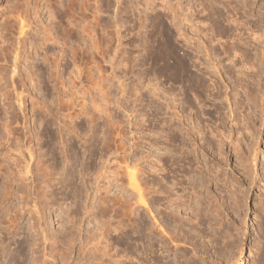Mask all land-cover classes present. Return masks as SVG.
<instances>
[{"label": "rangeland", "instance_id": "1", "mask_svg": "<svg viewBox=\"0 0 264 264\" xmlns=\"http://www.w3.org/2000/svg\"><path fill=\"white\" fill-rule=\"evenodd\" d=\"M24 1L0 0V264H264V0H127L109 36L121 4L103 0L97 51L45 45L63 82L42 64L59 9L28 0L14 83L2 36Z\"/></svg>", "mask_w": 264, "mask_h": 264}, {"label": "bare ground", "instance_id": "2", "mask_svg": "<svg viewBox=\"0 0 264 264\" xmlns=\"http://www.w3.org/2000/svg\"><path fill=\"white\" fill-rule=\"evenodd\" d=\"M46 3H47V8L46 9H48V7H50V4H52V2H54V4L58 7V9H59V13L58 14H55V18H57L58 19V21H56L55 23H54V26H51V27H48V26H42V28H43V41H42V45L44 46V49L45 50H43V51H45V56L43 57V59H42V61H43V63L42 64H45V66H46V64L50 67L51 65H52V68L54 67L55 68V71H56V73H54V71L52 70V72L51 73H48L49 74V78H51L52 77V80L54 81V82H63L64 81V79H63V81H61V80H59V79H62V78H60L61 76L58 74V69H59V67H60V57H52V59L50 58V56H49V47L47 46H45V45H47V43L49 42L50 43V41H52V43L54 42V43H58L59 42V44H62V45H64L67 41V39L69 38H73V37H76V36H78L79 37V39H80V37L82 36V34H85V36H86V38H84V35H83V37L82 38H84L86 41H85V43H84V46H86V48L87 49H89V51H90V53H93V52H95V51H97V50H95L96 48H97V43L96 42H98V37H97V35H99V30H100V28H97V26L98 25H100V24H98L97 25V23H98V20L99 19H101L100 18V7H101V3H102V1L103 0H44ZM139 2L140 1H142V0H138ZM148 0H143V2H147ZM116 2H118L119 3V5L121 4V7H120V9L118 10V12L116 13V15H115V20L113 19V21H115V23L113 22V21H110V22H113L114 23V25H113V29L112 30H110L109 28H111V26L108 24V26H110L109 28L108 27H106V28H104V29H102V32L104 33V34H106L107 36H109V34H111V33H113V32H115V33H117V35L118 34H121L122 32H121V30L123 31V29H126V27H128L127 26V23H128V14H127V12H128V10H127V8H128V6H127V0H117ZM110 5V4H109ZM122 5H123V7H122ZM103 6V5H102ZM38 7H39V2H36L35 3V5H34V8H32L31 6H30V2L28 1V0H25L22 4H21V6L19 7H16L12 12H13V15H12V17H13V20L10 22V25H9V27L7 28L8 29V31L7 32H9V36H7V33H6V35H4L3 34V36H2V42L5 44L6 42H7V47L6 48H4V51H3V55H2V59L4 60V61H6V62H8L9 60H10V58L12 57V59H13V68H10L11 70H10V73H11V78L10 79H12V82H16L15 81V79H14V77H16V76H14L15 75V73H16V70H17V66H18V62H19V60H20V56L22 55L21 53H22V51H23V43H24V41H25V39H26V34H27V29H29L32 25H33V21L31 20V18H30V12H32L31 10H33L34 11V14L35 15H39L40 14V10L38 9ZM106 7V6H105ZM102 8V7H101ZM109 8V7H108ZM104 11V10H103ZM102 11V12H103ZM107 11V10H106ZM100 12V13H99ZM67 18V19H66ZM68 20V24H67V26H65V27H63V24H64V22L65 21H67ZM108 23V22H107ZM104 25H107V24H104ZM103 26V25H102ZM101 26V27H102ZM19 28V35L17 36V37H14V35H13V33H14V31H17V29L15 30L14 28ZM62 30V32H65V35L63 34H60L59 33V30ZM99 29V30H98ZM128 29V28H127ZM126 29V30H127ZM42 31V30H41ZM101 31V30H100ZM18 32V31H17ZM124 32H125V30H124ZM22 35L24 36V37H22ZM61 35V36H60ZM79 35H81V36H79ZM124 35H126V34H124ZM101 37L103 36V37H105L103 34L102 35H100ZM106 36V37H107ZM59 37L61 38V39H59ZM65 37H67L66 39H65ZM96 37H97V39H96ZM14 38V42H13V40L11 41V39H13ZM75 39V38H74ZM62 40L63 42H60V41ZM78 40V39H77ZM79 41H81V40H79ZM84 41V40H83ZM23 42V43H22ZM79 43H81V42H79ZM83 43V42H82ZM24 45H25V43H24ZM40 45V44H39ZM54 45V44H53ZM107 45H109V44H107ZM100 46V45H99ZM233 46V45H232ZM235 47V46H234ZM25 48V47H24ZM63 48V47H62ZM66 48V47H65ZM82 48H84V47H81V46H79V45H76L75 47H73L72 46V50H71V52H72V63H73V65L75 66V73H77L75 76H74V79L72 80V82H82V80L80 79L81 77V74H80V65H78V62H79V54L81 55V52L82 53H87L85 50H86V48H84L85 50H83L82 51ZM106 48H108V47H106ZM109 48H110V46H109ZM108 48V49H109ZM64 49V48H63ZM62 49V55H63V53L65 52V50H63ZM232 49H233V47H232ZM231 49V50H232ZM95 50V51H94ZM235 50V49H234ZM56 56V55H55ZM65 56V55H64ZM62 57V56H61ZM11 61V60H10ZM94 61V60H93ZM1 65V64H0ZM65 65V64H64ZM8 66H9V64H8ZM7 66V67H8ZM45 66H43V65H40V66H38V68H37V70H39V72L41 73L42 72V74H43V71H46V68L44 69L43 67H45ZM1 67H2V65H1ZM10 67V66H9ZM12 67V66H11ZM47 67V66H46ZM65 67V66H64ZM98 67V66H97ZM48 68V67H47ZM8 69V68H7ZM6 69V70H7ZM61 69V68H60ZM63 69V68H62ZM2 70V69H1ZM0 70V71H1ZM19 70V69H18ZM2 73V72H1ZM6 73V72H5ZM20 73V72H19ZM47 73V72H46ZM28 74H29V72H28ZM31 74V73H30ZM36 75H38L37 74V72H36ZM35 75V76H36ZM2 76V75H1ZM0 76V77H1ZM7 75H5L4 77H6ZM39 77V76H38ZM9 78V77H8ZM21 78V77H20ZM29 78H30V76H29ZM19 79V78H18ZM16 80H17V77H16ZM33 81V78L32 79H30L29 81ZM37 80H38V78H37ZM1 81V80H0ZM10 82H11V80H9ZM39 81V80H38ZM6 82H8V81H6ZM17 82H23L22 81V79H20V80H18ZM45 82V81H44ZM13 84V83H12ZM74 84V83H73ZM76 84V83H75ZM78 85H80L81 86V83L80 84H78ZM78 85H74V86H71L70 88V90H73L72 89V87H74V88H76L75 86H77L78 87ZM15 87H16V85H15ZM12 88H13V86H12ZM81 88H82V86H81ZM80 88V89H81ZM16 89H17V87H16ZM15 89V90H16ZM78 89H79V87H78ZM25 90V89H24ZM83 91H85L86 92V90H83ZM11 92H15V91H11ZM23 93H24V91H22ZM21 93V92H20ZM68 93H70V95H71V93H73V94H75V97H73L74 95H72V99H73V101H71L72 99L70 98V100H68L69 102L71 101L72 102V104L73 105H75L76 106V104H75V100H77V99H79V98H77V97H79V95L80 94H82V93H84V92H81L79 95H78V90L76 89L74 92L72 91H70V92H68ZM19 94V93H18ZM85 94V93H84ZM15 95H16V93H15ZM21 94H19L17 97H18V100L20 101V99L21 98H19V96H20ZM76 95H78V96H76ZM22 97H23V94H22ZM81 97V96H80ZM24 98V97H23ZM22 98V99H23ZM77 98V99H76ZM82 98V97H81ZM80 98V99H81ZM44 101H45V99H44ZM65 101V100H64ZM63 101V102H64ZM83 101V100H82ZM71 102H70V104H68L67 103V101H65V103H62V101L60 102V104L58 103V106L60 107V108H63V109H67L68 111L69 110H71L70 108H71V106H72V104H71ZM80 102H81V100H80ZM21 103V102H20ZM77 103V102H76ZM40 104H42V103H40ZM78 104H80L79 103V100H78ZM77 104V105H78ZM45 105V104H44ZM81 105V104H80ZM43 106V105H42ZM41 105H40V107H42ZM74 106H72V108H73ZM81 107V106H80ZM42 108H44V106L42 107ZM45 109V108H44ZM66 110V111H67ZM1 111V110H0ZM47 111V110H46ZM71 113V112H70ZM64 116L65 117H68V118H72L71 117V114H69V113H67V114H64ZM64 117V118H65ZM93 117V116H92ZM67 118V119H68ZM94 138V137H93ZM93 140V139H92ZM120 144V143H119ZM70 145H71V143H70ZM110 146V145H109ZM75 146L74 145H71V148H74ZM122 147H123V145H122ZM122 147H121V145H120V148L122 149ZM109 148V147H108ZM113 148V147H112ZM109 149H111V148H109ZM108 149V150H109ZM118 149V148H117ZM113 150V149H112ZM115 150V149H114ZM116 151H118V150H115V151H111L110 153H109V155H107L108 157H110V159H111V156L113 155V154H116L115 156H117V153L118 152H116ZM125 151V150H124ZM107 152V151H106ZM120 153V152H119ZM106 154V153H105ZM112 154V155H111ZM93 155H95L94 153L92 154V156ZM111 155V156H110ZM66 157V156H65ZM91 157V156H90ZM107 157V159L109 160V158ZM112 158H113V156H112ZM106 159V158H105ZM110 161V160H109ZM124 161H125V159H124ZM125 163V162H124ZM127 165V164H126ZM51 167V166H50ZM129 166V164L126 166V168H127V170H126V176H127V178H128V187L129 188H131L134 192H136V195H137V197H138V202H141V204H143V205H147V202H146V200H145V193H147V192H145L142 188H141V186H140V184H139V181H138V173H137V170H136V168L135 167H130ZM46 169V168H45ZM47 170V169H46ZM48 171V170H47ZM47 171L45 172V173H47ZM52 172H53V170H52ZM51 174V172L50 171H48V173L46 174V175H50ZM124 174V175H125ZM149 193V192H148ZM120 198H124V195H122ZM103 201H104V203H107V201H108V199H107V197L106 198H104L103 199ZM116 201V200H115ZM115 201H113V202H115ZM118 201V200H117ZM123 202H125V205H126V203L128 204V200L127 199H125V200H122ZM120 203H121V201H120ZM122 205L124 204V203H121ZM13 221H15V220H13ZM15 226H17V225H15ZM14 226V227H15ZM14 231V230H13ZM12 233V232H11ZM15 234V233H14ZM3 245V244H2ZM107 247V246H106ZM1 249H0V251H5L6 250V248H5V246H2V247H0ZM100 248V247H99ZM99 250V249H98ZM105 251V250H104ZM107 257L108 256V253L105 251V252H103V253H101V257ZM109 260H110V258H109Z\"/></svg>", "mask_w": 264, "mask_h": 264}]
</instances>
